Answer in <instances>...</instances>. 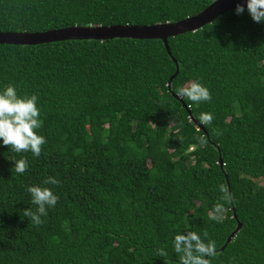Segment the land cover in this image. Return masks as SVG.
<instances>
[{
    "label": "trees",
    "instance_id": "1",
    "mask_svg": "<svg viewBox=\"0 0 264 264\" xmlns=\"http://www.w3.org/2000/svg\"><path fill=\"white\" fill-rule=\"evenodd\" d=\"M213 1L0 0V32L163 24ZM167 40L171 55L159 38L0 43V86L38 95L47 141L39 157L0 145V264H175L184 227L215 241L211 264H264V24L230 9ZM197 77L212 99L183 104L175 90ZM220 184L233 199L216 223ZM25 185L59 196L39 226Z\"/></svg>",
    "mask_w": 264,
    "mask_h": 264
},
{
    "label": "clouds",
    "instance_id": "2",
    "mask_svg": "<svg viewBox=\"0 0 264 264\" xmlns=\"http://www.w3.org/2000/svg\"><path fill=\"white\" fill-rule=\"evenodd\" d=\"M245 10L254 22L264 24V0H245L244 5H236L234 12L240 15ZM175 94L197 105L212 99L208 87L201 82L200 77L189 80L178 87ZM198 119L201 125L207 126L212 124L214 117L210 112H201ZM41 127L42 116L38 106V95L35 93L20 95L12 84L0 86V145L8 146L12 152L17 154L30 152L32 156L39 157L42 145L47 142L46 137L37 131ZM205 143L206 141L201 137L200 144ZM9 160L13 161L12 169L17 174L23 175L27 172L29 164L26 157ZM58 183L59 181L54 176H49L42 182L43 185H57ZM218 187L222 196L220 201L212 206L208 217L216 223L223 220L225 204L233 199L223 184ZM24 188L30 196V203L35 208L34 210L24 208L23 217L31 221L33 225L39 226L44 222L42 217H46L48 210L56 206L59 196L52 188L46 186L25 185ZM170 246L171 252L176 257L175 264H211L212 258L217 255L216 243L209 238L207 232L200 233L188 227L171 234ZM156 251L157 255L163 258L170 255L167 245L157 248ZM165 264H167L166 261Z\"/></svg>",
    "mask_w": 264,
    "mask_h": 264
},
{
    "label": "water",
    "instance_id": "3",
    "mask_svg": "<svg viewBox=\"0 0 264 264\" xmlns=\"http://www.w3.org/2000/svg\"><path fill=\"white\" fill-rule=\"evenodd\" d=\"M237 4H245V0H215L204 8L201 12L186 17L184 19L165 22L163 24L153 25H98V26H71L66 28H59L53 30H47L43 32H0V43L7 44H37L46 43L52 41H60L65 39H112L115 37H126L136 39H151L159 38L163 41L164 46L171 55L168 40L169 36H175L180 33L195 31L200 28L204 23L211 21L218 14L235 9ZM176 63V60L173 58ZM177 67V64H176ZM178 69L171 75L167 82V86L170 88L172 78L177 74ZM175 98L181 100L174 94ZM183 103V102H182ZM184 104V103H183ZM219 164L222 165L221 159ZM235 216V214H234ZM240 224L237 225L236 229L227 237L229 242L236 232L239 230Z\"/></svg>",
    "mask_w": 264,
    "mask_h": 264
}]
</instances>
